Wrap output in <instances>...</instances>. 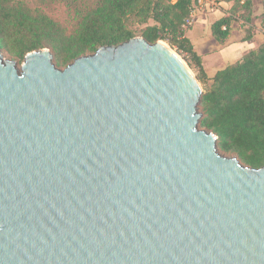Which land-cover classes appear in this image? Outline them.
Listing matches in <instances>:
<instances>
[{
    "label": "water",
    "instance_id": "obj_1",
    "mask_svg": "<svg viewBox=\"0 0 264 264\" xmlns=\"http://www.w3.org/2000/svg\"><path fill=\"white\" fill-rule=\"evenodd\" d=\"M203 91L164 40L0 48V264H264V165L200 127Z\"/></svg>",
    "mask_w": 264,
    "mask_h": 264
},
{
    "label": "trees",
    "instance_id": "obj_2",
    "mask_svg": "<svg viewBox=\"0 0 264 264\" xmlns=\"http://www.w3.org/2000/svg\"><path fill=\"white\" fill-rule=\"evenodd\" d=\"M59 1L67 7L69 24L29 0H0V48L20 63L28 52L49 48L55 65L65 68L101 46L136 36L151 43L164 40L185 53L206 84L200 126L218 136L219 150L244 164L264 165V42L209 77L184 26L195 0ZM223 1L232 6L212 23L214 38L224 43L233 22L242 20L248 28L246 39H251L254 0Z\"/></svg>",
    "mask_w": 264,
    "mask_h": 264
},
{
    "label": "crops",
    "instance_id": "obj_3",
    "mask_svg": "<svg viewBox=\"0 0 264 264\" xmlns=\"http://www.w3.org/2000/svg\"><path fill=\"white\" fill-rule=\"evenodd\" d=\"M255 4L256 0H254V10ZM219 5L222 8H198L194 14L193 25L186 31L187 36L193 43L194 49L201 56L202 64L209 77H213L219 69L237 61L246 52L264 42V29H262V33L259 32L261 28L257 26L258 19L255 17V14L252 20L253 25L256 27L253 30L251 39H246V30L242 29V24L240 25L238 22L240 20H236L232 24L231 34L228 39L224 43L216 40L212 35L211 25L215 20L229 13L232 3L219 0ZM240 22L243 23L242 20ZM244 27L247 26L244 25Z\"/></svg>",
    "mask_w": 264,
    "mask_h": 264
},
{
    "label": "rangeland",
    "instance_id": "obj_4",
    "mask_svg": "<svg viewBox=\"0 0 264 264\" xmlns=\"http://www.w3.org/2000/svg\"><path fill=\"white\" fill-rule=\"evenodd\" d=\"M30 4L32 6H39L42 9H44L45 11H47L51 16L57 18L58 20L62 21L65 24H69V15H68V10L67 7L65 6L64 3H62L59 0H48L45 2H42L41 0H29ZM217 3V8H222L221 5H219V0H216ZM207 7V5L205 6ZM204 7V8H205ZM208 11V9H206ZM255 14V17L258 19L257 20V26H259V32L262 33V29H264L263 24H264V0H256V4H255V10L253 11V15ZM215 15V14H213ZM241 21V20H240ZM239 22V24L243 26L242 29L247 31V27H244V23ZM256 26L253 25V30ZM175 52H177V54L184 60V62L189 66V68L191 69V71L193 72V74L197 77L202 89L204 90L206 87V84L198 78L199 73L198 70L194 67V66H190L189 65V59L187 58V56L185 55V53L183 52H179L177 51L175 48L171 47ZM4 55L6 58H12L11 55H9L7 52L3 51ZM17 60V59H16ZM18 61V65L20 66L21 63ZM200 111H201V106H200ZM201 127V126H200ZM224 153V152H222ZM226 154V153H225Z\"/></svg>",
    "mask_w": 264,
    "mask_h": 264
},
{
    "label": "built area",
    "instance_id": "obj_5",
    "mask_svg": "<svg viewBox=\"0 0 264 264\" xmlns=\"http://www.w3.org/2000/svg\"><path fill=\"white\" fill-rule=\"evenodd\" d=\"M207 5V7L211 9H218L216 0H195L194 8L192 10L191 16L186 20L185 28H189L193 25L194 22V14L197 11L198 8H204Z\"/></svg>",
    "mask_w": 264,
    "mask_h": 264
}]
</instances>
